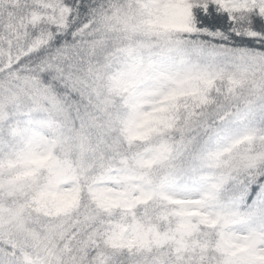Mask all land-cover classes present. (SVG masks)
<instances>
[{
  "label": "snow or ice",
  "instance_id": "1",
  "mask_svg": "<svg viewBox=\"0 0 264 264\" xmlns=\"http://www.w3.org/2000/svg\"><path fill=\"white\" fill-rule=\"evenodd\" d=\"M0 264H264V0H0Z\"/></svg>",
  "mask_w": 264,
  "mask_h": 264
}]
</instances>
